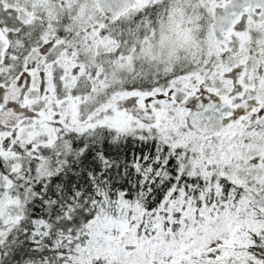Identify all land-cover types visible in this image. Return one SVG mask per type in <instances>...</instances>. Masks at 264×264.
<instances>
[{"label": "snow or ice", "instance_id": "1", "mask_svg": "<svg viewBox=\"0 0 264 264\" xmlns=\"http://www.w3.org/2000/svg\"><path fill=\"white\" fill-rule=\"evenodd\" d=\"M0 264H264V0H0Z\"/></svg>", "mask_w": 264, "mask_h": 264}]
</instances>
